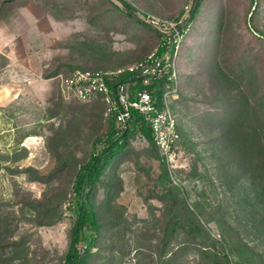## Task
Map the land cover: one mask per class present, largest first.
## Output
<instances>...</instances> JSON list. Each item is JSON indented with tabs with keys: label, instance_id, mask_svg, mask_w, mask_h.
I'll use <instances>...</instances> for the list:
<instances>
[{
	"label": "rangeland",
	"instance_id": "rangeland-1",
	"mask_svg": "<svg viewBox=\"0 0 264 264\" xmlns=\"http://www.w3.org/2000/svg\"><path fill=\"white\" fill-rule=\"evenodd\" d=\"M126 1L0 0V264H66L77 174L115 119L57 76L136 62L152 18L194 2ZM178 72L180 149L137 132L85 187L83 264H264V0H202Z\"/></svg>",
	"mask_w": 264,
	"mask_h": 264
},
{
	"label": "built area",
	"instance_id": "built-area-1",
	"mask_svg": "<svg viewBox=\"0 0 264 264\" xmlns=\"http://www.w3.org/2000/svg\"><path fill=\"white\" fill-rule=\"evenodd\" d=\"M152 22L166 37L161 54L156 49L125 66L110 70L77 68L57 77L65 97H100L107 113L121 127L129 126L132 110H136L151 128L158 148L174 157L180 149L181 132L173 104L179 97L178 56L187 26L172 34L178 21L154 17Z\"/></svg>",
	"mask_w": 264,
	"mask_h": 264
},
{
	"label": "trees",
	"instance_id": "trees-1",
	"mask_svg": "<svg viewBox=\"0 0 264 264\" xmlns=\"http://www.w3.org/2000/svg\"><path fill=\"white\" fill-rule=\"evenodd\" d=\"M121 1L124 2L127 7L131 6L126 0ZM201 3L202 0L199 1L198 6L191 17V20L197 16L201 7ZM160 33L164 36L162 32ZM165 40L166 37L164 36L162 42L157 48V52L159 54L164 51ZM132 112L133 117L128 127H121L117 124L115 119L113 120L108 131L106 132L105 138L103 139L105 145L98 153H96V151L93 152L91 159L88 161L84 169L79 171L77 174L75 191L79 195V203L77 216L72 231L71 245L66 257V264L84 263V257L77 248V243L84 238L85 229L95 232L99 227L95 212L89 209L88 201L84 198L85 187L88 185L91 186L99 179L103 169L111 162L114 157L119 154L121 150H124L127 147L131 135H135L137 132H140L148 140H152L154 142L151 128L147 125L143 119V116L136 110H132ZM81 200L82 207L80 208Z\"/></svg>",
	"mask_w": 264,
	"mask_h": 264
},
{
	"label": "water",
	"instance_id": "water-1",
	"mask_svg": "<svg viewBox=\"0 0 264 264\" xmlns=\"http://www.w3.org/2000/svg\"><path fill=\"white\" fill-rule=\"evenodd\" d=\"M199 1H200V0H194L193 5H192V8H191V11H190V14H189V18H188L187 20H185L184 22H181L180 24H178L177 28L173 31L172 34H174V33L176 32V30H178V29H183V28H185V27L188 25L189 20H190V18L192 17V15L194 14V11H195V9H196L197 6H198ZM128 9H129V11H130L131 13H134V11H133V9H132L131 6H128ZM81 207H82V200H81V203H80V208H81Z\"/></svg>",
	"mask_w": 264,
	"mask_h": 264
},
{
	"label": "crops",
	"instance_id": "crops-1",
	"mask_svg": "<svg viewBox=\"0 0 264 264\" xmlns=\"http://www.w3.org/2000/svg\"><path fill=\"white\" fill-rule=\"evenodd\" d=\"M184 41H185V38H184V40L182 42L181 49H180V53H179V56H178V68H179V60H180V55H181V51H182V47H183Z\"/></svg>",
	"mask_w": 264,
	"mask_h": 264
}]
</instances>
